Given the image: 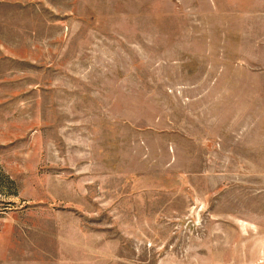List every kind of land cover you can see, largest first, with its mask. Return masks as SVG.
Here are the masks:
<instances>
[{"label":"rangeland","instance_id":"rangeland-1","mask_svg":"<svg viewBox=\"0 0 264 264\" xmlns=\"http://www.w3.org/2000/svg\"><path fill=\"white\" fill-rule=\"evenodd\" d=\"M0 264H264V0H0Z\"/></svg>","mask_w":264,"mask_h":264}]
</instances>
